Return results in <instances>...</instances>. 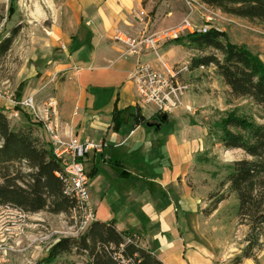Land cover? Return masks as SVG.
<instances>
[{"label": "rangeland", "instance_id": "1", "mask_svg": "<svg viewBox=\"0 0 264 264\" xmlns=\"http://www.w3.org/2000/svg\"><path fill=\"white\" fill-rule=\"evenodd\" d=\"M78 1L0 0V41L15 33L10 48L0 52V97L13 99L22 80L25 81L24 94L29 88H38L37 93H40L55 82L73 79V71H61L53 75L54 63L50 54L59 53L53 51L57 43H60V40H56V33H61L68 24L74 22L79 12L76 6ZM142 5V16L150 19L148 27L152 31L176 24L188 15L189 20L196 25L203 22L202 13L198 10L191 12L185 0H142ZM212 16L210 27L223 31L230 41L247 47L264 62V23L249 21L216 9ZM171 41L160 44H170ZM172 44L175 49L172 60L176 61L167 62L174 65L185 62L189 64L190 71L182 75V80L189 84L183 102L190 104L196 111L191 113L178 107L168 114L159 134H165V137L175 134V152L168 154L165 148L143 152V163L140 160L132 162L133 178L142 174L144 180L149 182L151 191L143 193L142 197L153 206L165 201L163 194L179 199H197L198 208L192 212L196 216L193 226L190 232L183 231L184 234L205 244L217 256L218 264H234L233 259L242 254L247 244L249 227L237 215V196L230 190L227 177L233 161L249 156L242 149H226L221 144L220 122L229 112L258 124L264 123V117L259 106L250 98L235 97L227 87L224 89L225 84L214 65H205L203 68L190 66L193 56L216 53L214 50H197L186 39L182 45ZM164 50L159 47V54ZM100 91L105 96L99 107L105 109L109 106V97L114 89L107 87L100 88ZM138 101L144 113H155L151 105L139 98ZM6 115L12 128H18L23 123L9 112ZM34 133L40 137L42 129L37 125ZM167 172L173 174L174 178L163 185L160 179ZM211 213L216 215L211 216ZM26 220L28 227L24 237L19 244L13 243L11 250L4 252V261L0 264H84L86 257L77 250L61 254L51 263L43 261L48 249L60 235L75 232V227H68L67 217L40 211L29 214ZM120 222L124 220L120 219ZM130 224L133 225V222ZM252 255L249 263L242 259L241 264H264V237L252 250ZM225 259L226 263L223 262Z\"/></svg>", "mask_w": 264, "mask_h": 264}, {"label": "crops", "instance_id": "2", "mask_svg": "<svg viewBox=\"0 0 264 264\" xmlns=\"http://www.w3.org/2000/svg\"><path fill=\"white\" fill-rule=\"evenodd\" d=\"M76 6L79 12L74 22L61 33H56V40H60V43L56 41L57 47L53 51L59 53L50 54L54 63L53 75L73 71V79L44 86L40 93H37L38 88H29L24 94L25 81L22 80L13 99L0 97V107L23 122L28 117L35 121L29 109L14 102L33 95L36 104L41 106L48 97H54L58 111L56 121L64 139H88L104 145L102 150H91L83 158L95 219H114L118 230L128 229L138 234L141 243L154 248L165 264H218L217 256L205 244L183 232H190L193 226L196 216L192 212L198 208L197 199H179L163 194L165 201L153 206L142 197L143 193L151 191L149 182L144 180L142 174L133 178L132 173V162L140 160L143 163V152L165 148L168 154H173L177 143L175 134L167 137L159 134L165 120L158 126H148L147 121H138L142 116L148 122H158L155 113L150 115L141 110L129 78L138 63H157L154 52L138 46V53H126V45L115 40L113 35L116 31H122L140 39L157 35L181 20L152 31L148 27L150 19L142 16V0H79ZM172 45V42L157 45V50L159 47L166 49L161 58L169 62L176 61L172 60L175 55ZM29 84H32L31 79ZM107 87H113L114 92L109 97V106L104 109L99 107L105 96L100 88ZM115 109L124 111L117 127H113ZM38 126L42 129L40 124ZM40 137L47 141L43 129ZM168 172L160 179L163 185L174 178ZM214 215L211 213V216ZM120 219L124 222H120ZM132 222L133 225L130 224ZM223 262L226 263V259ZM244 262L249 263L250 258H245Z\"/></svg>", "mask_w": 264, "mask_h": 264}, {"label": "trees", "instance_id": "3", "mask_svg": "<svg viewBox=\"0 0 264 264\" xmlns=\"http://www.w3.org/2000/svg\"><path fill=\"white\" fill-rule=\"evenodd\" d=\"M200 1L224 13L264 23V0ZM14 35L0 41V52L10 48ZM185 39L197 50L210 48L218 52L193 56L192 68L214 65L230 94L250 98L264 117V62L257 54L233 43L226 33L213 27L171 42L182 45ZM123 115V110H114L113 127H117ZM138 121L145 123L148 119L141 116ZM36 124L39 123L28 117L18 128H12L5 109L0 107V205L8 204L29 214L47 211L67 216L75 200L64 193L63 181L56 174L62 165L49 141L34 133ZM220 124L221 144L226 149H242L249 156L233 161L227 177L230 190L237 196V215L249 227L247 244L242 254L233 259L234 264H240L242 259L252 258V250L264 237V123L229 112ZM72 250L86 257L84 264H165L154 248L141 243L138 234L128 229L118 230L114 219H94L78 236L60 237L43 261L51 263Z\"/></svg>", "mask_w": 264, "mask_h": 264}, {"label": "built area", "instance_id": "4", "mask_svg": "<svg viewBox=\"0 0 264 264\" xmlns=\"http://www.w3.org/2000/svg\"><path fill=\"white\" fill-rule=\"evenodd\" d=\"M191 12L200 11L203 22L199 25L192 23L189 15L168 29L157 35L136 39L126 35L122 31H116L113 38L126 45V53H138L139 47L151 49L157 63H138L129 74L135 93L139 99L151 105L158 115L173 112L178 107L195 113L196 109L190 104L183 102V97L189 90V84L182 80V75L190 71L188 63L170 64L158 53L157 45L163 41L174 40L183 34L204 33L211 27L214 8L200 0H185ZM219 11V10H218ZM203 68L204 65H200ZM77 69V68H75ZM15 104L30 110L35 121H37L47 135L55 158L61 163L62 170L56 172L63 181L64 193L75 200V205L70 209L67 216L69 228L75 227L71 235H60V237L78 236L88 224L95 219V212L90 202L87 188V173L84 169L83 158L91 151H100L102 142L91 140L79 141L74 137L64 139L60 133V127L56 121L57 101L54 97H48L41 106H38L33 95H29ZM29 213L5 204L0 205V263L4 261V252L8 251L13 243H20L21 238L28 227L27 216ZM45 238L49 237L44 236ZM53 242V243H54ZM52 243V244H53ZM51 247V246H50ZM11 250V249H10Z\"/></svg>", "mask_w": 264, "mask_h": 264}, {"label": "water", "instance_id": "5", "mask_svg": "<svg viewBox=\"0 0 264 264\" xmlns=\"http://www.w3.org/2000/svg\"><path fill=\"white\" fill-rule=\"evenodd\" d=\"M158 118H159V121L158 122H155V121H152V122H146V124L148 126H158L159 124L158 123H161L163 122L165 119H166V115L165 114H161V115H158Z\"/></svg>", "mask_w": 264, "mask_h": 264}, {"label": "flooded vegetation", "instance_id": "6", "mask_svg": "<svg viewBox=\"0 0 264 264\" xmlns=\"http://www.w3.org/2000/svg\"><path fill=\"white\" fill-rule=\"evenodd\" d=\"M156 120L159 121V118H157Z\"/></svg>", "mask_w": 264, "mask_h": 264}]
</instances>
